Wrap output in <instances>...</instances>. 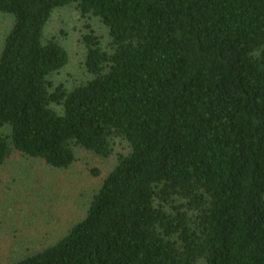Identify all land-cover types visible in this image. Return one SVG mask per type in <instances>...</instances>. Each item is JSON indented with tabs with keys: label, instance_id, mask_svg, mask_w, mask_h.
Listing matches in <instances>:
<instances>
[{
	"label": "trees",
	"instance_id": "obj_1",
	"mask_svg": "<svg viewBox=\"0 0 264 264\" xmlns=\"http://www.w3.org/2000/svg\"><path fill=\"white\" fill-rule=\"evenodd\" d=\"M61 9L86 30L89 78L72 88L52 80L69 57L44 33ZM0 14V167L115 159L83 219L14 264H264V0H0Z\"/></svg>",
	"mask_w": 264,
	"mask_h": 264
},
{
	"label": "rangeland",
	"instance_id": "obj_2",
	"mask_svg": "<svg viewBox=\"0 0 264 264\" xmlns=\"http://www.w3.org/2000/svg\"><path fill=\"white\" fill-rule=\"evenodd\" d=\"M11 24L9 17L0 14V51ZM83 24L71 9H61L52 14L45 28V37H56L68 53L67 66L52 78L67 88L89 78L80 44L86 33ZM90 24L104 43L106 29L97 20ZM76 154V163L67 170L48 168L20 154L0 167V264H14L55 244L83 219L115 159L78 149Z\"/></svg>",
	"mask_w": 264,
	"mask_h": 264
}]
</instances>
